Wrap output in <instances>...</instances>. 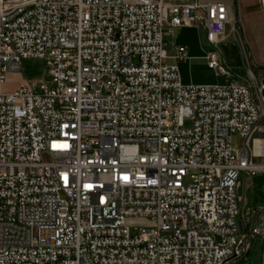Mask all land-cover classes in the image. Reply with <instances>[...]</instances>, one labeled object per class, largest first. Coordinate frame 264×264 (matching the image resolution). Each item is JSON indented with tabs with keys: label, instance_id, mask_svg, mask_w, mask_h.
Segmentation results:
<instances>
[{
	"label": "built area",
	"instance_id": "1",
	"mask_svg": "<svg viewBox=\"0 0 264 264\" xmlns=\"http://www.w3.org/2000/svg\"><path fill=\"white\" fill-rule=\"evenodd\" d=\"M231 19L223 2L0 0V264H231L256 236L264 249V208L250 223L236 192L264 171V86L224 60ZM183 26L225 83H182L168 59L186 48L166 46ZM129 218L146 223L132 234Z\"/></svg>",
	"mask_w": 264,
	"mask_h": 264
},
{
	"label": "rangeland",
	"instance_id": "2",
	"mask_svg": "<svg viewBox=\"0 0 264 264\" xmlns=\"http://www.w3.org/2000/svg\"><path fill=\"white\" fill-rule=\"evenodd\" d=\"M235 5L237 11L239 8V18L233 20L234 31L239 35V40L230 37L223 41L220 45L226 64L229 66L249 70L254 82L260 86V79L264 77V0H237ZM235 6L233 12L235 13ZM238 17V14H237ZM237 23H239L240 28ZM245 24L248 27H245ZM235 39V40H234ZM244 39V40H243ZM248 50L250 55L248 56ZM250 57V59H248ZM251 60V61H250ZM169 61V59H168ZM206 64V61H205ZM45 71V66L40 59H27L23 61L22 73L26 77L40 78ZM185 77L193 83L206 84H223L225 78L217 76L213 70L207 68L198 61L190 64V67L182 70ZM13 79L9 78L3 88H10ZM257 98L260 99V92L256 88ZM261 100V99H260ZM189 122L186 121V125ZM235 144H239V140L233 138ZM237 196L243 204V214L245 219L250 223L255 219L256 212L264 208V171L256 173L253 178L244 180V173L241 172L236 187ZM144 219H127L131 233L137 232L138 227L144 226ZM249 253L244 257L235 260L231 264H251L252 259L258 256L259 264L263 261V245L260 236L251 239L248 244Z\"/></svg>",
	"mask_w": 264,
	"mask_h": 264
},
{
	"label": "crops",
	"instance_id": "3",
	"mask_svg": "<svg viewBox=\"0 0 264 264\" xmlns=\"http://www.w3.org/2000/svg\"><path fill=\"white\" fill-rule=\"evenodd\" d=\"M172 1L177 2L180 0H172ZM185 1L191 2V1H196V0H185ZM198 1L200 2H223L227 4L228 6H230L232 9V19H231L232 21L229 24H227L226 37L224 38L223 41L227 40L230 37L236 38L237 41L239 40L238 38L239 35L235 33L234 31L235 27H234V22H233L234 18L235 20L237 18L236 14L233 12L234 6L237 5L238 3L237 0H198ZM237 14L239 18L240 16L239 8H238ZM245 27L248 30V27L246 24H245ZM202 34H203L202 30L197 26H183V27L177 28L174 31L173 36L167 39L168 43H167L166 49H167L168 55L170 56L175 53V49L177 46H184L186 48V53H187L188 58L184 60H175V59L169 58V62L177 63L179 67L180 75H181V81L184 84H206V83L191 82L190 79L185 77V74L182 71L185 68L190 67V64H192L193 62L196 63V61L203 64L204 66H207V64H205L206 60L204 58L205 57L204 45L202 44V40H201ZM12 78L15 79L16 76ZM14 85H15V82H13L12 87ZM253 176L251 178H253Z\"/></svg>",
	"mask_w": 264,
	"mask_h": 264
},
{
	"label": "water",
	"instance_id": "4",
	"mask_svg": "<svg viewBox=\"0 0 264 264\" xmlns=\"http://www.w3.org/2000/svg\"><path fill=\"white\" fill-rule=\"evenodd\" d=\"M262 83H263V86H264V79H263V81H262ZM263 94H264V88H263ZM258 256H255L253 259H252V261H251V264H258Z\"/></svg>",
	"mask_w": 264,
	"mask_h": 264
},
{
	"label": "trees",
	"instance_id": "5",
	"mask_svg": "<svg viewBox=\"0 0 264 264\" xmlns=\"http://www.w3.org/2000/svg\"><path fill=\"white\" fill-rule=\"evenodd\" d=\"M235 14H236V17H237V7L235 6ZM238 19V17L236 18V20ZM237 22H238V20H237ZM237 25H238V27L240 28V25H239V23H237ZM240 30H241V28H240ZM244 40V39H243ZM250 55V51L248 50V56ZM248 59H250V57H248ZM251 61V60H250Z\"/></svg>",
	"mask_w": 264,
	"mask_h": 264
},
{
	"label": "flooded vegetation",
	"instance_id": "6",
	"mask_svg": "<svg viewBox=\"0 0 264 264\" xmlns=\"http://www.w3.org/2000/svg\"><path fill=\"white\" fill-rule=\"evenodd\" d=\"M264 77L260 79V83L263 85L262 81H263Z\"/></svg>",
	"mask_w": 264,
	"mask_h": 264
}]
</instances>
